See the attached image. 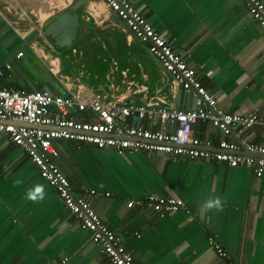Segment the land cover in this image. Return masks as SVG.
I'll list each match as a JSON object with an SVG mask.
<instances>
[{
  "label": "crops",
  "instance_id": "crops-1",
  "mask_svg": "<svg viewBox=\"0 0 264 264\" xmlns=\"http://www.w3.org/2000/svg\"><path fill=\"white\" fill-rule=\"evenodd\" d=\"M133 2L196 70L221 109L257 113L260 123L246 138L264 144V32L246 0ZM0 71V86L16 90L80 101L119 97L156 111L197 105L103 0H0ZM195 131L214 148L223 137L210 123H198ZM59 147L56 163L79 192L81 185L96 191L89 197L93 207L136 264H264V178L253 169L162 153L119 155L74 142ZM37 184L46 194L33 202L27 192ZM151 194L180 198L186 207L164 217L147 205L128 208ZM217 196L223 209L205 210ZM211 236L227 258L209 245ZM63 259L111 264L32 160L0 136V264Z\"/></svg>",
  "mask_w": 264,
  "mask_h": 264
},
{
  "label": "built area",
  "instance_id": "built-area-1",
  "mask_svg": "<svg viewBox=\"0 0 264 264\" xmlns=\"http://www.w3.org/2000/svg\"><path fill=\"white\" fill-rule=\"evenodd\" d=\"M103 2L126 23L131 36L148 45L150 54L174 83L195 95L196 107L156 111L151 107L129 104L127 99L119 97L80 101L50 91L26 92L0 86V136L7 137L32 160L69 214L82 230L91 234L93 242L111 264H136L122 238L93 207L89 197L95 196L96 191L81 185L79 192L56 163L55 158L61 153L60 142L113 150L119 155L162 153L175 159H203L232 168L245 166L253 169L258 178H264V144L250 143L246 138L251 128L260 123L257 113H227L221 109L216 96L198 79L196 70L174 49L168 37L153 27L133 0ZM246 2L249 14L264 32V1ZM2 75L0 71V77ZM149 120L154 122L146 124ZM158 121L164 124L163 128L156 126ZM198 123H210L221 132L223 137L217 148L196 134ZM231 136L239 137L240 143L229 141ZM135 205H147L162 217L186 207L180 198L156 194L131 201L127 206L132 208ZM208 243L220 257L227 258L228 253L216 237L211 236ZM67 263L68 259H63L57 264Z\"/></svg>",
  "mask_w": 264,
  "mask_h": 264
},
{
  "label": "clouds",
  "instance_id": "clouds-1",
  "mask_svg": "<svg viewBox=\"0 0 264 264\" xmlns=\"http://www.w3.org/2000/svg\"><path fill=\"white\" fill-rule=\"evenodd\" d=\"M16 183L19 184L21 181L18 180ZM45 194V186L42 184H37L27 192V199L33 202H40L44 200ZM223 207L224 202L219 196L208 199L204 204L205 210H222Z\"/></svg>",
  "mask_w": 264,
  "mask_h": 264
},
{
  "label": "water",
  "instance_id": "water-1",
  "mask_svg": "<svg viewBox=\"0 0 264 264\" xmlns=\"http://www.w3.org/2000/svg\"><path fill=\"white\" fill-rule=\"evenodd\" d=\"M30 90H27L26 92H29ZM190 95H194L192 92H187Z\"/></svg>",
  "mask_w": 264,
  "mask_h": 264
},
{
  "label": "rangeland",
  "instance_id": "rangeland-1",
  "mask_svg": "<svg viewBox=\"0 0 264 264\" xmlns=\"http://www.w3.org/2000/svg\"><path fill=\"white\" fill-rule=\"evenodd\" d=\"M157 60V59H156ZM158 61V60H157ZM86 73V72H85ZM86 79H90V77L89 76H87V78Z\"/></svg>",
  "mask_w": 264,
  "mask_h": 264
}]
</instances>
